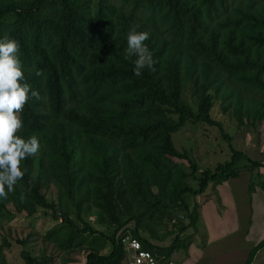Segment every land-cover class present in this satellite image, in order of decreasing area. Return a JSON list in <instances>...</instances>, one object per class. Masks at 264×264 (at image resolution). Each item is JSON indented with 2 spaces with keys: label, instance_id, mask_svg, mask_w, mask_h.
<instances>
[{
  "label": "trees",
  "instance_id": "trees-1",
  "mask_svg": "<svg viewBox=\"0 0 264 264\" xmlns=\"http://www.w3.org/2000/svg\"><path fill=\"white\" fill-rule=\"evenodd\" d=\"M133 27L150 34L145 43L155 61L139 77L135 57L125 59ZM5 36L19 42L24 82L40 93L20 113L18 135H36L40 148L21 162L24 177L0 200V217L44 209L58 221L45 233L63 247L75 248L72 239L85 234L102 245L83 248L82 264H122V228L168 258L186 247L181 235L196 230V197L211 184L245 169L259 170L251 188L261 183L264 160L236 148V133L214 109L216 101L223 112L233 107L239 130L264 121V99L254 105L243 95L264 94V0H0ZM188 123L218 126L231 159L204 168L178 148L173 134ZM13 233L0 223V264H50L24 248L20 259L7 260V250L28 240ZM167 239L170 245H159Z\"/></svg>",
  "mask_w": 264,
  "mask_h": 264
},
{
  "label": "rangeland",
  "instance_id": "rangeland-1",
  "mask_svg": "<svg viewBox=\"0 0 264 264\" xmlns=\"http://www.w3.org/2000/svg\"><path fill=\"white\" fill-rule=\"evenodd\" d=\"M239 87L243 88L241 86ZM243 95L246 97V100L251 99L254 105H260L259 101L264 99V94L251 89H244ZM223 105H221L220 101H216L214 115L216 119L223 123L228 133H236L237 136L233 144L236 148L245 151L252 159L259 161L264 160V121L261 123L262 125L260 124L259 129L246 127L239 130L237 126L238 121L232 113L233 107H230L229 111L223 112ZM222 137L223 134L218 126H211L203 123H188L181 130L173 134L175 145L180 149L189 151L198 164L204 168L206 166L215 168L219 163L231 159L232 154L228 147V143L225 142ZM176 160L181 164H188L185 159L177 158ZM241 166H244V163H241ZM191 183L195 187L198 185L194 180H192ZM54 196L55 195L52 194L49 197L54 198ZM193 199L194 197L190 198L191 202H193ZM43 211L44 209H40L34 216H28L25 213L16 214L10 210L3 212V215L0 217V223L14 226V232L17 231V233H13V235L19 239L28 236V240L24 246L21 247L15 244L11 250H7V260L14 261L20 259L21 252L24 248L28 249L32 255L40 261L48 259L50 264H61L64 260H71L70 264H82L85 262L86 257L83 248L102 247L100 243L94 244V241L92 242L88 234L82 236L76 235L75 238L72 239L74 244H77L75 248L63 247L57 240L49 238L47 233H45L46 230L56 225L58 221L52 215H45ZM95 216V214H92V216H90V221L93 222ZM183 220L186 223L189 221L186 216L183 217ZM93 224L97 225L96 222H93ZM170 227L174 228V225L171 224ZM31 228L34 229L35 233H28ZM143 235L149 237L148 233L143 232ZM181 236L185 238L186 241L189 238V234L187 233H183ZM81 238H83V240ZM96 238L100 240L99 236ZM171 239L160 242L159 245L168 246L172 242ZM108 244L109 243H107L105 252L110 250Z\"/></svg>",
  "mask_w": 264,
  "mask_h": 264
},
{
  "label": "crops",
  "instance_id": "crops-1",
  "mask_svg": "<svg viewBox=\"0 0 264 264\" xmlns=\"http://www.w3.org/2000/svg\"><path fill=\"white\" fill-rule=\"evenodd\" d=\"M258 172V169L242 170L239 176L211 184L196 197L197 228H189L185 232L189 234L186 247L169 256L176 264L248 262L251 251L264 241L263 169H260L261 183L251 188L250 182ZM250 264H264V245Z\"/></svg>",
  "mask_w": 264,
  "mask_h": 264
},
{
  "label": "clouds",
  "instance_id": "clouds-1",
  "mask_svg": "<svg viewBox=\"0 0 264 264\" xmlns=\"http://www.w3.org/2000/svg\"><path fill=\"white\" fill-rule=\"evenodd\" d=\"M149 36L148 32L137 31L135 27L127 33L125 59L135 57L134 74L138 77L145 68H153L155 63L145 43ZM19 49L17 40L8 36L0 38V200H6L9 194L15 193L18 182L24 177L21 162L35 156L40 148L36 135L29 138L18 135L23 127L20 113L29 99H40V93L24 82ZM35 75L43 77V70H36ZM19 198L22 202L26 200L23 191Z\"/></svg>",
  "mask_w": 264,
  "mask_h": 264
},
{
  "label": "built area",
  "instance_id": "built-area-1",
  "mask_svg": "<svg viewBox=\"0 0 264 264\" xmlns=\"http://www.w3.org/2000/svg\"><path fill=\"white\" fill-rule=\"evenodd\" d=\"M116 238L125 248L122 264H176L170 257L160 256L145 248L137 236L125 232L124 228L117 233Z\"/></svg>",
  "mask_w": 264,
  "mask_h": 264
}]
</instances>
